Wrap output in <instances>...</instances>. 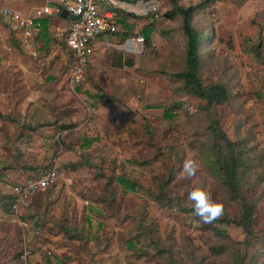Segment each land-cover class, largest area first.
Returning <instances> with one entry per match:
<instances>
[{
  "label": "rangeland",
  "instance_id": "obj_1",
  "mask_svg": "<svg viewBox=\"0 0 264 264\" xmlns=\"http://www.w3.org/2000/svg\"><path fill=\"white\" fill-rule=\"evenodd\" d=\"M153 12L148 26L138 29L144 38L140 50L106 48L97 62L89 59L86 81L72 83L76 59L66 33L24 43L0 8V160L10 159L0 165V264L18 263L26 243L35 249L30 264H236L231 247L245 240L244 230L232 223H224L225 236L205 230L187 198L193 187L203 186L223 204L222 216L239 214L209 168L208 112L185 105L187 96L174 78L187 66L183 19L177 8L161 9L158 18ZM204 21L198 18L195 28L205 27ZM262 23L263 17L254 23L252 35L211 32L199 44L198 68L206 81L231 89L230 101L211 112L230 139H243L253 151L257 233L264 229ZM176 102L181 106L168 114ZM189 158L197 163L191 178L182 174ZM52 168L59 175L56 186L15 210L6 197ZM162 184L173 206L162 207L149 195ZM179 204L191 211L181 212ZM36 224L39 236L33 233ZM77 232L82 239L74 238ZM214 245L230 249L214 255ZM249 264H264V253Z\"/></svg>",
  "mask_w": 264,
  "mask_h": 264
},
{
  "label": "trees",
  "instance_id": "obj_2",
  "mask_svg": "<svg viewBox=\"0 0 264 264\" xmlns=\"http://www.w3.org/2000/svg\"><path fill=\"white\" fill-rule=\"evenodd\" d=\"M177 11L183 19V29L187 37L188 59L186 68L174 74V78H177L181 82L180 90L187 96L185 105L189 108L201 109L208 112L210 123L207 129V133L209 134L207 151L209 158H211L209 168L219 178L227 203L236 205L239 211L238 216L233 219H230L228 214L225 213L224 216H221L213 223H204V229L211 230L218 236H225L224 223L226 225L232 223L241 227L245 232L246 238L238 248L234 249V247H231L234 253L233 256L236 257L233 261L236 264H249V261L257 257L259 253H264V229L259 233L254 230V226L257 223L258 199L251 195L255 189L250 174L254 167L253 151L248 149L243 139H237L236 141L230 139L223 131L222 125L216 116L213 119L214 112H211L212 108L230 101L232 92L224 82L206 81L199 75V44L202 41L201 34L191 24V8H178ZM38 23L39 29L42 30V37L48 39L50 34L47 21L38 20ZM181 104L182 102L173 103L170 107L166 108L167 113L171 115L174 113V109H178ZM168 114L166 115L171 117ZM8 161L10 159H1L0 165H4ZM69 166L73 167L72 164ZM74 166L76 169L77 165L75 164ZM28 168L32 169V166ZM21 169L24 170L26 167H21ZM165 184L160 186V190L157 193L155 190L149 191V195L162 207L173 206L175 204L174 201L164 194ZM132 185L138 186L135 182ZM6 198L7 200L9 199L12 206L13 195L10 194ZM178 207L181 212L191 211L190 207H184L181 204ZM2 209L8 212L6 206H3ZM33 229H40V225L36 224ZM73 236L76 239L83 238V235L78 232ZM256 242L259 243L257 244ZM258 247L262 248V250ZM229 249L226 245H214L210 248L214 255L225 254ZM20 255L17 257V261H19Z\"/></svg>",
  "mask_w": 264,
  "mask_h": 264
},
{
  "label": "crops",
  "instance_id": "obj_3",
  "mask_svg": "<svg viewBox=\"0 0 264 264\" xmlns=\"http://www.w3.org/2000/svg\"><path fill=\"white\" fill-rule=\"evenodd\" d=\"M57 1L0 0L1 14L3 10L9 9L21 15L23 18H35L37 17L38 10L45 7H53L57 4ZM102 8L116 15L119 32L116 35H103L95 41L94 63L97 62L96 60L101 56L100 54L104 50L106 52V48L108 49L109 47L115 50L116 48L123 50L126 53H136L134 52L135 50L126 48L125 44L127 41L139 36L138 29L142 28V26L144 28L148 26V19L146 17L152 10H155L152 13L153 16L158 18L161 9L191 8V24L194 27V23L198 18L206 17V21H204L205 27H201L200 30L198 29L202 38L201 43L208 41V36L215 30L217 34L224 31L228 36L235 35L237 31L240 32L241 30H246L249 35H252L256 31L254 23L258 20L261 21L262 17L264 18V0H105L102 2ZM61 14L44 15L39 19L40 21H47L50 38H57L66 33L70 28L72 20L61 18ZM212 17H214V23L211 22ZM7 22H10V20ZM149 24H153V21H150ZM262 25L264 26L263 23ZM36 32L37 35L32 40L26 42L22 39V41L24 43H32L31 41L35 38H43L42 30L38 29ZM118 47H123L124 49ZM124 52L118 53L123 55L125 54ZM115 66L121 67L120 64ZM109 68L111 67L109 66ZM19 170L24 171L30 169L23 170L20 168Z\"/></svg>",
  "mask_w": 264,
  "mask_h": 264
},
{
  "label": "built area",
  "instance_id": "obj_4",
  "mask_svg": "<svg viewBox=\"0 0 264 264\" xmlns=\"http://www.w3.org/2000/svg\"><path fill=\"white\" fill-rule=\"evenodd\" d=\"M105 0H58L53 7H45L37 11V17L23 18L9 9L2 12V16L16 24L21 32V40H32L39 29L38 20L41 16L61 14L67 11L75 17L70 28L66 31V46L75 57L71 81L81 83L87 79L89 59L95 51V41L103 35H116L119 32L118 21L115 14L105 11L102 2ZM144 38L137 36L126 42L125 47L131 50H140ZM59 181L58 172L52 168L42 175L31 176L17 185L12 192L13 208L19 210L32 195L56 186ZM25 230L30 231V224L22 222ZM36 236L41 235V229L34 230ZM35 249L30 244H24L23 250L16 264H30L29 259L34 255Z\"/></svg>",
  "mask_w": 264,
  "mask_h": 264
},
{
  "label": "clouds",
  "instance_id": "obj_5",
  "mask_svg": "<svg viewBox=\"0 0 264 264\" xmlns=\"http://www.w3.org/2000/svg\"><path fill=\"white\" fill-rule=\"evenodd\" d=\"M197 171V163L193 159H186L182 174L188 177H193ZM188 200L192 202L193 213L199 217L203 223H213L218 220L224 213V206L222 203L213 201L211 193L203 186L193 187L188 193Z\"/></svg>",
  "mask_w": 264,
  "mask_h": 264
},
{
  "label": "water",
  "instance_id": "obj_6",
  "mask_svg": "<svg viewBox=\"0 0 264 264\" xmlns=\"http://www.w3.org/2000/svg\"><path fill=\"white\" fill-rule=\"evenodd\" d=\"M61 18L63 19H70V20H75V17L73 15H70L67 11H63L61 14Z\"/></svg>",
  "mask_w": 264,
  "mask_h": 264
}]
</instances>
